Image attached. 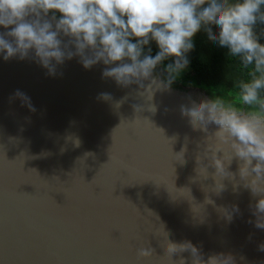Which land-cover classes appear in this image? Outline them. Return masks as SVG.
<instances>
[{
    "label": "water",
    "instance_id": "obj_1",
    "mask_svg": "<svg viewBox=\"0 0 264 264\" xmlns=\"http://www.w3.org/2000/svg\"><path fill=\"white\" fill-rule=\"evenodd\" d=\"M103 67L73 58L50 76L30 59L0 58V264H189L188 251H168L185 240L264 264L249 190L212 166L197 171L215 126L193 129L180 106L208 95L153 85L149 99L102 78Z\"/></svg>",
    "mask_w": 264,
    "mask_h": 264
},
{
    "label": "clouds",
    "instance_id": "obj_2",
    "mask_svg": "<svg viewBox=\"0 0 264 264\" xmlns=\"http://www.w3.org/2000/svg\"><path fill=\"white\" fill-rule=\"evenodd\" d=\"M198 33L223 49L241 75L231 81L235 98L211 91L180 106L193 129L215 126L196 158L197 171L212 166L217 177L233 178L234 189H248L254 197L248 223L264 229V0H0L3 60L30 59L50 76L73 58L85 69L102 64V78L123 88L136 85L149 99L153 85L169 90L188 69ZM13 95L35 111L27 93L16 89ZM99 98L110 100L111 94ZM234 158L238 173L229 170ZM216 187H224L219 179ZM222 211L231 220L240 209L233 204ZM170 245L169 253L188 251L189 264H237L231 251L205 254L191 240ZM258 247L264 251V243Z\"/></svg>",
    "mask_w": 264,
    "mask_h": 264
},
{
    "label": "trees",
    "instance_id": "obj_3",
    "mask_svg": "<svg viewBox=\"0 0 264 264\" xmlns=\"http://www.w3.org/2000/svg\"><path fill=\"white\" fill-rule=\"evenodd\" d=\"M156 51L153 45V53ZM241 75L236 62L227 57L223 49L203 33L195 38V48L190 54V64L182 77L172 87H194L205 91L210 96L211 91L221 92L229 98H235L231 81Z\"/></svg>",
    "mask_w": 264,
    "mask_h": 264
},
{
    "label": "rangeland",
    "instance_id": "obj_4",
    "mask_svg": "<svg viewBox=\"0 0 264 264\" xmlns=\"http://www.w3.org/2000/svg\"><path fill=\"white\" fill-rule=\"evenodd\" d=\"M200 90H201V89H200ZM200 92H205V91L201 90Z\"/></svg>",
    "mask_w": 264,
    "mask_h": 264
}]
</instances>
